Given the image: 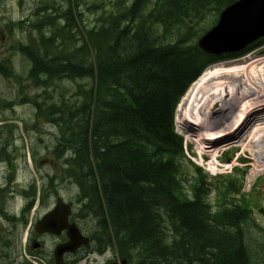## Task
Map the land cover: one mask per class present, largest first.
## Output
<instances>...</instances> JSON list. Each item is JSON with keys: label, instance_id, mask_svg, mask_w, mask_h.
Wrapping results in <instances>:
<instances>
[{"label": "trees", "instance_id": "16d2710c", "mask_svg": "<svg viewBox=\"0 0 264 264\" xmlns=\"http://www.w3.org/2000/svg\"><path fill=\"white\" fill-rule=\"evenodd\" d=\"M236 1L40 0L32 17L11 22L10 32L27 34L11 49L31 66L21 75L11 55L0 71L21 93L25 81L44 90L26 97L36 123L59 131L50 149L59 167L42 189L79 188L76 217L87 209L98 216L91 250L115 243L131 264H264V206L247 200L244 177L209 182L194 164L190 174L174 124L191 84L234 56L206 53L197 39ZM66 82L73 87L49 90ZM7 126L11 138L16 125ZM212 186L214 203L204 196ZM26 188L31 207L39 187L31 180Z\"/></svg>", "mask_w": 264, "mask_h": 264}, {"label": "rangeland", "instance_id": "374dc122", "mask_svg": "<svg viewBox=\"0 0 264 264\" xmlns=\"http://www.w3.org/2000/svg\"><path fill=\"white\" fill-rule=\"evenodd\" d=\"M38 1L40 0H0V56L10 54L12 45H14L21 37L26 41L27 34L25 32V34H23V30L16 29L12 34H10L7 24L10 21H17L27 17H31ZM90 19L91 21H93L94 18L90 16ZM252 53L253 55H263L264 44L252 51ZM13 61L16 71L21 73L23 76L27 75L31 66L30 62L24 59L21 55L17 54H14ZM70 87H73V84L69 82L58 83L52 88V90H54V92L60 90L64 91V89H70ZM15 92H17V83L15 85L11 79L0 76V99H9L15 101L17 100V93ZM26 92L32 95V85H28ZM39 92H41V90ZM57 94L58 92H56V95ZM6 118L9 119L10 123L14 122V124L16 125L14 127L15 133L13 134L17 139L16 143H18V145H21L22 151H24V158H21L20 161L19 181L21 184L27 185L28 181L30 182V180H34L37 186L41 187L40 192H43V190L45 189H42V186L44 185V177L47 176L48 172L52 173L56 168H58V165L55 166L53 162L46 161L47 158L52 157L50 149L51 146H53L56 142L57 128L54 127V125L50 128H46V133L42 134L43 138L41 137L42 140H40L41 135L38 131V127L45 126L43 125V122H39L38 127L33 128L32 125L34 123L33 119L35 118V110L31 105L17 106L14 110L8 111L4 115L0 114V124H2L3 122L5 125H7L6 122L8 121V119ZM25 122L29 124V129L32 128L31 130L26 131L24 124ZM177 128L179 127L177 126ZM50 130L54 131L51 132ZM179 132L183 135L185 134L182 130H179ZM187 139L190 140L188 137ZM190 143L191 144H189V146L193 147V151L203 154L204 158L208 157L206 162L204 163L206 171H213V167L217 168L219 162H221L219 168L216 169L217 171H213V174H217L216 176L233 173V170L234 172H236L235 168H239L238 173L246 171L248 174H246L245 186L243 191L246 193L247 200L249 202H252L254 206L259 204L264 206V179L261 180L259 186H256L258 178H264V126L257 130L251 137H249L244 145H233L230 147L227 145L223 146V148H221L218 152L219 162L212 156L213 153H211L207 149L205 150L200 148L196 141H190ZM249 145H252L257 149L258 156L254 153L253 148ZM33 151L38 155L37 162L33 160ZM193 159L200 163L198 161L200 158ZM237 159L238 161H235ZM228 162L229 166H227L228 164H226ZM230 163L232 164L230 165ZM210 174L213 175L211 172ZM60 187L62 189L64 197L67 200L75 199V197H73L77 193V188L75 186L71 184H62ZM255 200H258L260 203L256 204L254 202ZM81 203L82 200L80 204ZM37 206L38 201L35 202V206L33 208V210H35L34 216L39 212H44L48 208V205L40 204L38 206V209L36 210ZM30 218L31 217L29 216L28 220L31 222L32 219ZM260 220L264 223V217L260 218ZM90 221L91 222L86 225V228H92V226L94 225V222H92V220ZM28 231L29 223L24 228H22V232L20 235L22 243L21 248L22 251L25 250L24 252L26 253L28 252V246L25 239H27V233L28 236L30 234V231ZM52 245L53 240L48 238L46 244V250L48 252L51 250ZM113 256L114 253L111 251L105 256H97L98 263L101 262L102 264V262L106 258ZM31 259H33V257ZM37 262L38 264H43L38 260Z\"/></svg>", "mask_w": 264, "mask_h": 264}, {"label": "bare ground", "instance_id": "6f19581e", "mask_svg": "<svg viewBox=\"0 0 264 264\" xmlns=\"http://www.w3.org/2000/svg\"><path fill=\"white\" fill-rule=\"evenodd\" d=\"M177 125L218 162L223 146L244 145L264 126V54L208 67L179 105Z\"/></svg>", "mask_w": 264, "mask_h": 264}, {"label": "flooded vegetation", "instance_id": "af4514ba", "mask_svg": "<svg viewBox=\"0 0 264 264\" xmlns=\"http://www.w3.org/2000/svg\"><path fill=\"white\" fill-rule=\"evenodd\" d=\"M2 59L9 60V54L1 55L0 61ZM3 67H6V64H3ZM0 75H3L1 71ZM12 81L16 85V82ZM9 101V99H0V114L4 115L6 112L14 110L17 106H25L24 102H22L23 99H20L19 95L17 100L13 101V107L11 108H9ZM16 142L15 135L13 141L8 139V127L2 122L0 124V264H30L29 254L42 260L44 264H57L54 257V249L58 243L67 240L66 233L54 237V235L48 233L39 234L32 228L27 243L28 252L22 251L20 235L29 216L32 219L31 225L35 226L38 220L50 210V207L44 212L35 214V216V210L29 212L30 210L27 209L28 205L24 200L25 191L21 188L19 180H17L20 162V157H16L19 152L17 149L13 150V156H15L13 164L9 161L10 147H19ZM46 161H48V158ZM11 171L13 172L12 179L10 178ZM50 195L53 196L54 194L50 193ZM80 227L83 233L87 235L86 226L80 224ZM48 238L56 239L53 242L54 249L50 253L45 250ZM37 241L40 242V245L36 244ZM61 261L62 264H78L80 262H83V264H100L96 254L92 255L86 252L84 247L76 252L67 253Z\"/></svg>", "mask_w": 264, "mask_h": 264}, {"label": "water", "instance_id": "95a60500", "mask_svg": "<svg viewBox=\"0 0 264 264\" xmlns=\"http://www.w3.org/2000/svg\"><path fill=\"white\" fill-rule=\"evenodd\" d=\"M264 37V0H239L225 8L217 24L198 41L199 47L212 54L238 52ZM71 207L62 199L37 223V231L61 234L68 230L69 242L56 248V255L73 251L89 239L82 236L75 223L68 221Z\"/></svg>", "mask_w": 264, "mask_h": 264}]
</instances>
